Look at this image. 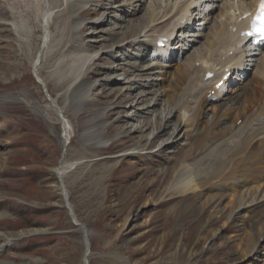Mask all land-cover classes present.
Wrapping results in <instances>:
<instances>
[{
  "label": "rangeland",
  "instance_id": "374dc122",
  "mask_svg": "<svg viewBox=\"0 0 264 264\" xmlns=\"http://www.w3.org/2000/svg\"><path fill=\"white\" fill-rule=\"evenodd\" d=\"M91 1L83 2L77 11L68 7L66 0L60 1L62 8L58 3L47 6L45 28L39 0H0V264H84L88 247L89 264H122L119 256L132 264H264V237L258 235L264 224V190L252 209H239L229 220L219 217L227 210L230 188L236 183L228 185V193L222 191L228 198L215 207L202 205L216 189H203L193 198L166 192L184 162L198 159L200 153L183 135L168 145L160 136L154 140L158 133L156 129L151 133L146 124H155L163 108L152 117L153 110L147 111L151 95L133 91L130 82H178V71L210 46L212 27L224 15L233 14V1L216 3L205 21L197 15L194 36L187 34L190 36L186 35L183 43L179 40L183 48L168 49L163 57L150 49L143 58L129 57L127 61L114 57L137 54L140 42L150 40V34L157 38L164 35L166 20L160 17L173 0ZM132 4L137 9L134 16ZM206 4L211 7L214 2ZM62 13L80 26L77 36L72 31L66 36V54L83 50L92 54L87 77L91 89L83 92L87 100L83 106L79 97L71 100L68 83H57L52 74L56 67L49 64L61 48L57 28ZM152 16L156 22L149 37L131 38L133 25L148 22ZM60 58L56 64L65 68L69 59ZM260 60L259 54L250 53L244 62H248L243 68L246 73L239 81L230 78L239 91L254 82ZM148 67L151 70L146 71ZM113 77L127 79L120 83ZM173 86L159 92L167 94L170 108L183 94ZM156 90L158 87L152 91ZM211 94L207 96L211 106L205 107L210 118L219 108L234 104L233 92L222 93L215 101ZM145 98L148 100L143 102ZM53 100L64 123L72 127L65 154L60 142L65 125L47 106ZM34 106L43 111L41 115ZM178 114L171 116L174 125L180 122ZM94 135L97 140L89 141ZM144 144L151 149L142 150ZM64 161L71 167L63 176L70 203L88 228V241L76 230L58 186L56 169ZM225 173L229 177V172ZM247 185L241 188L242 193L256 186ZM37 230L45 233L36 234ZM244 232L257 242V256L239 252L236 237Z\"/></svg>",
  "mask_w": 264,
  "mask_h": 264
},
{
  "label": "bare ground",
  "instance_id": "6f19581e",
  "mask_svg": "<svg viewBox=\"0 0 264 264\" xmlns=\"http://www.w3.org/2000/svg\"><path fill=\"white\" fill-rule=\"evenodd\" d=\"M25 1L29 2V0ZM39 1L40 4H42L41 10L39 11L42 18L41 21L44 22V27L46 28L47 23L45 21L48 20L49 13L46 7L49 6L50 8L51 5H57L58 3L62 8L64 3H61V0ZM66 1L68 7L74 9L73 11H77L81 9L80 5L86 0H77V3H74L76 0L73 3L72 0ZM220 1L221 0H215L211 9H205L203 6L199 7L194 0H173L170 7L167 8L160 17V19L166 20V31L161 38H157L150 34V37H152L150 40L148 39L140 42V50L137 54L128 55L125 58L117 56L114 58L118 61H127L129 57L137 60L143 58L146 52L152 48H154L156 52H168L169 46H171L170 40L175 33L177 38L178 33H181V35H179L180 41L183 40L182 36L191 33L188 31L190 25L188 23L183 24L182 22L185 16L190 17V14L198 12L197 14L200 13V15H204L202 19L205 20L211 15L210 13L214 10L216 3ZM230 1H233V4L230 6V9H234L233 14H227L228 16L224 15V19L217 22L216 25L212 27V42L209 43L210 46L199 53L196 60H193L192 62L188 61L184 65V69L181 68L178 71L180 76L178 82H170V84L167 80L162 83H156L154 81L141 82L140 80L130 81L131 85L134 86V89H132L133 91L142 90L141 92H148V94L151 95L150 100L152 102L148 105L147 111H151V109L153 110V112L150 113L152 117H154L153 115H155L157 110L163 108L161 117L157 115L155 124H153V121L146 124L148 128H151V133H154L153 129H156L158 134L154 140L160 136L161 139H165L163 144L168 145L183 135L184 138H187L188 142L190 141V144L196 147V151L200 153L198 159H188L186 163L184 162L183 167L180 168L181 170L175 174V183L169 186L166 189V192L170 194L173 193L174 195L177 194L173 197L188 196L187 198H193L200 195L203 189H216L217 192L212 195V197H208L204 200L202 208H205L206 206L212 207L215 204L218 206L223 202V199L231 197L227 210H221L223 213L221 217H219L227 220L232 218L234 213L239 209H252L255 206L254 201L256 202L262 195L260 191L263 192L264 190V49L261 50V48H264V43L261 48L253 49L254 44L250 42V36L247 33L252 17L251 14L246 18L244 17V14H249L250 12L254 14L256 4L259 0H225L226 3ZM91 2L92 4L98 3L97 0ZM102 2L103 1L100 2L101 5H103ZM139 2H141V0ZM44 6L45 8H43ZM223 6L226 5L223 3ZM133 9L132 16L137 12L134 5ZM95 11H93V13ZM89 12H91V10ZM60 15V20L57 19L59 24L57 29L59 30L58 46L61 48L57 55L54 56L53 64L51 62L49 63L53 67H56L52 70L53 72H51L55 75L54 77L56 78L57 83L62 82L60 83L62 85L68 83L67 85H69V88L67 89V93L72 89L70 92L71 100L75 101L79 97L78 103H80V106H83L84 103H87L83 92L88 93L91 89V87L87 85V77L92 70V54L88 55L86 50H80L81 52L77 53L70 51L66 54V50L64 51L66 45V43L64 44L66 40L65 38L70 35L71 31L74 34V37L77 36L79 34L78 30L80 26H78L77 22L73 21L74 19H71L70 21L71 16L70 18L66 17L65 19L64 16H66V13ZM155 22L156 18L152 16L148 22L141 23L140 25H133L134 30L131 38H134L135 41L141 37L147 39L149 33L153 30V24ZM198 33H200V30ZM161 41L168 45V47L157 49V45L160 44ZM176 47L177 46H175V48ZM252 50H255L256 52H253ZM250 51L252 56L255 54L261 56L259 65L257 64V72L255 73L256 79L253 83L248 84L243 88L240 86L242 89L239 91L236 86L237 83H233L230 80L225 81L224 76L229 71L237 70L239 72L246 59L245 53ZM109 54L112 55L111 52H109ZM61 56H63V58L68 57L69 59L68 64L64 63L67 65L65 68L59 66L60 62L56 64L57 61H60ZM222 57L225 59L223 60ZM124 64L127 65L128 63L120 62L119 65ZM197 64L200 65L198 66ZM144 69L149 71L151 70V67ZM209 74H212V76L209 77ZM113 78H115L117 82L120 81V83H123L127 79L126 77ZM221 82H223V85L219 87ZM169 84L172 86L174 85L173 87H176L183 93H180L181 97L174 103V105L172 104L173 106L171 108L166 101L167 94L159 93L166 87H169ZM157 87L158 90L153 92ZM213 92L215 94L214 97L211 98L213 101L218 99L219 95L225 92H233L235 100L233 99L234 104L229 107H226L224 103L226 108H219L220 110L218 111V114H215L210 118L206 115L207 113L205 114V107L211 104L207 96ZM141 98L142 95L140 99ZM147 100L148 98H145L143 102ZM4 101L8 100L4 99ZM228 103H230V101ZM47 106L53 111L55 110L54 112L59 120H62L64 123L65 118L61 109L57 107L56 102L53 100L48 103ZM33 110L40 115L43 112L37 106H34ZM139 113H143V111L131 114L129 118L133 119L134 117H137ZM177 114L180 117V122L178 125H174L172 123V118ZM64 125L63 135L60 138V142L65 154L68 150L67 146L70 144V129L72 127L69 122L64 123ZM136 131H138V129H136ZM170 131L173 132L170 133ZM92 140H97V137L95 135L90 137L89 141ZM147 146L148 144H144L142 150L151 149L150 146ZM159 151L161 152L162 148ZM66 161L62 162L61 166L56 169V175L59 183L58 186L62 191L65 208L67 206L71 208L72 205L69 199L70 194L63 179V176L69 172H67V168H71L67 167L68 162ZM225 172H229V177L224 176V174L227 175ZM150 182H152V180H150ZM233 183L236 184L233 188H230L232 195L225 197L222 191L226 190L225 192L228 193V185H233ZM248 183L256 184V186L251 189H246V191L242 193L241 188L244 189ZM262 196V202H264V195ZM165 202H163L164 205ZM128 222L129 218L126 220L125 226H127ZM258 226L259 223L256 224V227ZM82 233L87 234L88 236L89 231L87 230L85 233ZM258 235L260 239L261 237H264V224L259 228ZM236 239L239 241L240 253H246L247 256L254 254L257 256L258 244L251 239L249 233L244 232L242 235L236 237ZM90 258L91 255L84 257L87 264H89ZM118 259L122 260L124 264H132L121 256H119Z\"/></svg>",
  "mask_w": 264,
  "mask_h": 264
},
{
  "label": "water",
  "instance_id": "95a60500",
  "mask_svg": "<svg viewBox=\"0 0 264 264\" xmlns=\"http://www.w3.org/2000/svg\"><path fill=\"white\" fill-rule=\"evenodd\" d=\"M71 208L69 206L66 207L67 211L69 212V214L72 217V220H73L74 225L76 226V228H77L78 231L85 233L88 230V228L78 220L77 215L75 214L74 209L73 208L71 209ZM83 235H84L85 239L88 241L87 234H83ZM89 253H90V249L88 247L85 257L88 256ZM84 264H87L85 260H84Z\"/></svg>",
  "mask_w": 264,
  "mask_h": 264
}]
</instances>
